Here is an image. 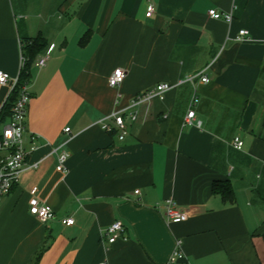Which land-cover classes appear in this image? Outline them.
I'll return each instance as SVG.
<instances>
[{
	"label": "crops",
	"instance_id": "crops-1",
	"mask_svg": "<svg viewBox=\"0 0 264 264\" xmlns=\"http://www.w3.org/2000/svg\"><path fill=\"white\" fill-rule=\"evenodd\" d=\"M37 37L24 135L36 149L2 198L0 264H264V0H0V70L17 77L23 42ZM119 67L126 77L113 87ZM160 82L174 85L163 100L131 107ZM9 94L0 84V114ZM124 110L137 120L120 140L103 125ZM35 187L55 211L46 222L30 212ZM168 199L189 218L168 222ZM116 220L128 238L109 244Z\"/></svg>",
	"mask_w": 264,
	"mask_h": 264
},
{
	"label": "built area",
	"instance_id": "built-area-1",
	"mask_svg": "<svg viewBox=\"0 0 264 264\" xmlns=\"http://www.w3.org/2000/svg\"><path fill=\"white\" fill-rule=\"evenodd\" d=\"M154 12V6L151 5L147 12V16H151ZM209 15L216 19H225L227 22H232V13H225L216 9L209 10ZM248 34V30L242 29L240 31L239 38H244ZM52 48H49L47 52L38 59V64L43 66L46 64L48 56ZM26 59L23 56L21 62L20 73L24 68ZM202 82H208L209 77L205 73H200ZM197 75L187 77L185 80H181L179 83L190 80L192 81ZM126 77V72L123 68H116L109 77V84L113 87L120 85ZM0 84H10V94L8 98L16 91L17 98L12 106V115L7 123L3 125L0 130V150L6 151L7 154L0 158V205L2 198L9 194L13 186L17 183L18 178L22 171L25 169L27 163L26 159L30 152L36 149V145L33 144L31 148L27 149L25 146V132H26V119L28 115V107L31 99V93L28 89V83H20V74L12 79L10 75L0 70ZM174 85L168 82H160L153 88L137 94L131 101V107L135 108L138 104L152 100L153 98H159L163 100L166 92L172 89ZM7 98V99H8ZM197 102V98L194 99V103ZM111 119L113 123H104L103 128L108 132H117L120 140H123L129 132V126L137 120V112L120 111L112 114ZM196 113L192 109L188 112L185 119V125H193L195 123ZM66 132H70V128L65 129ZM233 145L237 149H242L244 141L240 137H235ZM68 154L63 152L59 157V165L57 167L60 171H65L64 162L67 159ZM37 187L31 190L33 198L31 199L30 212L36 216L42 222H46L55 217V211L53 208L41 202L35 197ZM139 193V190H136ZM165 216L168 222H180L189 218V212L186 208L179 206L173 199L165 201L164 205ZM66 225L74 224L73 217H66L63 220ZM127 227L121 220H116L110 224L105 230V237L109 244L116 242L119 238L127 239ZM182 241L178 240L176 248L171 256V261L174 262L183 257ZM99 264H110L107 260L99 262Z\"/></svg>",
	"mask_w": 264,
	"mask_h": 264
},
{
	"label": "trees",
	"instance_id": "trees-1",
	"mask_svg": "<svg viewBox=\"0 0 264 264\" xmlns=\"http://www.w3.org/2000/svg\"><path fill=\"white\" fill-rule=\"evenodd\" d=\"M87 35L84 36L83 40L86 39ZM82 40V41H83ZM23 55L26 59L25 65L23 70L20 73V83H28L30 80V64L31 61L34 59L35 55L41 51V49L45 45V41L41 37L37 38H28L27 40H24L23 42ZM16 90L5 102L4 107L2 109V112L0 114V130L2 128V125L7 122V120L10 119L12 115V106L14 104V101L17 98V92ZM213 192L214 194H220L223 196L225 200L228 202H234L235 201V195L233 188L230 184L226 182H216L213 185Z\"/></svg>",
	"mask_w": 264,
	"mask_h": 264
}]
</instances>
